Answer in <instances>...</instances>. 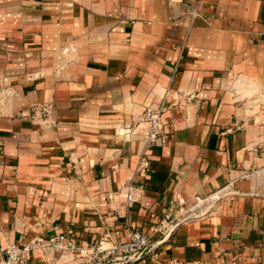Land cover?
Here are the masks:
<instances>
[{"label":"crops","instance_id":"crops-1","mask_svg":"<svg viewBox=\"0 0 264 264\" xmlns=\"http://www.w3.org/2000/svg\"><path fill=\"white\" fill-rule=\"evenodd\" d=\"M160 108L142 173L140 119ZM222 190L154 233L170 205ZM130 229L159 243L140 264H264V0H0V261Z\"/></svg>","mask_w":264,"mask_h":264},{"label":"built area","instance_id":"built-area-1","mask_svg":"<svg viewBox=\"0 0 264 264\" xmlns=\"http://www.w3.org/2000/svg\"><path fill=\"white\" fill-rule=\"evenodd\" d=\"M164 109H151L145 112L140 119L147 125L142 141L144 151L140 169L145 173L149 167V160L146 158V151L154 146L162 136L163 123L162 115ZM231 131V130H230ZM223 190L212 193L207 197H196L191 206L170 205L159 223L154 229L155 234L163 235V239L171 236L175 229L189 220L196 219L209 213L214 205L223 197ZM129 237L126 241H111L104 239L97 245L89 248L84 257L88 264H140L148 255L155 252L159 243L153 242L151 237L134 229L129 230ZM39 250L46 255L55 253L75 254L85 252L76 245L68 236L62 234L53 237H36L26 245L19 247L11 245L6 250L5 258L0 264H27L28 255Z\"/></svg>","mask_w":264,"mask_h":264},{"label":"water","instance_id":"water-1","mask_svg":"<svg viewBox=\"0 0 264 264\" xmlns=\"http://www.w3.org/2000/svg\"><path fill=\"white\" fill-rule=\"evenodd\" d=\"M170 236H167V237H165L164 239H163V241H165L166 239H168Z\"/></svg>","mask_w":264,"mask_h":264}]
</instances>
